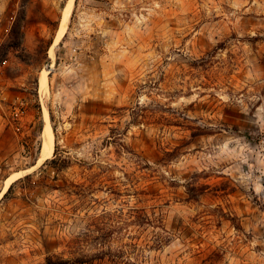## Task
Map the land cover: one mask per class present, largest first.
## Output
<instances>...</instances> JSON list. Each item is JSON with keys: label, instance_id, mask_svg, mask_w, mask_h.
<instances>
[{"label": "rangeland", "instance_id": "obj_1", "mask_svg": "<svg viewBox=\"0 0 264 264\" xmlns=\"http://www.w3.org/2000/svg\"><path fill=\"white\" fill-rule=\"evenodd\" d=\"M48 259L264 264V0H0V264Z\"/></svg>", "mask_w": 264, "mask_h": 264}, {"label": "bare ground", "instance_id": "obj_2", "mask_svg": "<svg viewBox=\"0 0 264 264\" xmlns=\"http://www.w3.org/2000/svg\"><path fill=\"white\" fill-rule=\"evenodd\" d=\"M71 6H72L71 3H69L63 12L62 28L60 29V32H59L56 40H59L60 37H62L64 34V30L66 29L65 26L67 24V21H68L69 15H70V11H71ZM42 79H44V74L42 75ZM41 135H42V146H41V151H40V160H43L45 158H48L52 154V150H53V147H52L53 146V135H52L51 126H50L49 121L47 119H45V123H44L43 129H42Z\"/></svg>", "mask_w": 264, "mask_h": 264}, {"label": "trees", "instance_id": "obj_3", "mask_svg": "<svg viewBox=\"0 0 264 264\" xmlns=\"http://www.w3.org/2000/svg\"><path fill=\"white\" fill-rule=\"evenodd\" d=\"M20 34H21V32H20V23L17 22V24L15 25V27L13 29V35L18 38ZM12 45H13L12 47H17L19 45V43L15 42ZM49 163H51L53 165V167H56V169L58 168L57 160H55V158L51 159L49 161ZM45 264H59V263H55L51 259H48Z\"/></svg>", "mask_w": 264, "mask_h": 264}, {"label": "water", "instance_id": "obj_4", "mask_svg": "<svg viewBox=\"0 0 264 264\" xmlns=\"http://www.w3.org/2000/svg\"><path fill=\"white\" fill-rule=\"evenodd\" d=\"M61 23H62V15H61V19H60L59 27H60ZM47 159H48V158H47ZM47 159H45V160H47Z\"/></svg>", "mask_w": 264, "mask_h": 264}]
</instances>
